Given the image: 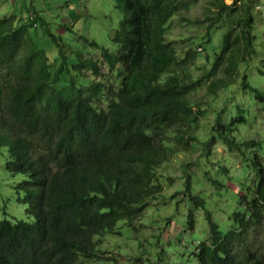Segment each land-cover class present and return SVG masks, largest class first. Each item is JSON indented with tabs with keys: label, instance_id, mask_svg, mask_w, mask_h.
Instances as JSON below:
<instances>
[{
	"label": "trees",
	"instance_id": "obj_1",
	"mask_svg": "<svg viewBox=\"0 0 264 264\" xmlns=\"http://www.w3.org/2000/svg\"><path fill=\"white\" fill-rule=\"evenodd\" d=\"M119 1L122 19L112 40L120 49L110 52L102 46L96 58L80 49L72 58L60 46L48 55L29 31L44 25V18L25 0L6 15L0 12L1 169L18 177L12 187L17 201L34 217L33 222L0 219V264L115 262L116 257H103L97 249L102 237L118 232V221L130 223L142 215L164 189L161 165L196 141L205 108H194L189 94L203 82L208 93H217L255 56L254 1L208 0L200 21L184 17L198 0ZM176 16L207 30L223 27L209 67L196 63L192 38L170 36ZM257 72L264 77V59ZM241 86L264 102V92L251 86L245 74ZM238 110L231 122L215 118L217 137L211 134L207 148L216 138L228 150L235 148L230 134L245 121ZM250 165L256 169V160ZM183 180V189L170 197L183 194L193 205L186 214L188 230L195 225L194 208L203 210L207 224L205 239L192 253L195 263L264 264V254L238 251L250 224L261 217L264 162L247 187L250 198L242 196L244 209L232 213L233 229L224 233L204 199L192 194L188 173ZM211 183L221 185L216 179Z\"/></svg>",
	"mask_w": 264,
	"mask_h": 264
},
{
	"label": "rangeland",
	"instance_id": "obj_2",
	"mask_svg": "<svg viewBox=\"0 0 264 264\" xmlns=\"http://www.w3.org/2000/svg\"><path fill=\"white\" fill-rule=\"evenodd\" d=\"M20 1L0 0L1 15L13 11ZM207 1L198 0L184 17L200 21ZM251 1H254L252 13L255 28L252 32L255 36V56L241 66L233 82L226 83L217 93H208L206 82H203L200 88L189 94L194 108H205L202 109L205 113L199 120L196 141L191 143L188 150H179L168 163L161 165L158 173L164 180V189L160 196L148 203L142 215L130 223L118 221L115 226L118 232L106 233L102 237V244L97 249L103 251V257H116L115 262L81 259L80 264H196L192 253L198 245L197 241L206 237L207 224L203 210L193 209L195 225L190 231L186 214L193 205L183 194L170 197L173 191L183 189L185 172L190 175L192 194H199L204 199L205 208L219 229L223 233L233 229L232 213L244 209L242 196L250 198L247 187L252 185L256 169L264 162V102L255 100L253 93L241 86V74H245L251 86L264 92V77L257 72L264 59V0ZM225 2L230 3L231 0ZM24 4H31L44 18V25L39 24L37 29L29 28V31L38 36V42L48 55H52L58 46L64 51L70 50L72 58L75 49L95 58L99 57L102 46L110 52L120 49V44L112 40L113 33L120 30L122 19L119 0H25ZM254 5L258 7L254 8ZM222 31L223 27L219 26L207 30L205 26L195 23H183L179 16L171 19V37L183 34L192 38L197 47L201 46L202 50L196 47V63L201 67L202 64L209 67L218 51ZM49 33L56 35V41ZM83 38L93 40L97 45L90 46ZM218 75H222L221 71ZM238 108L242 110L245 121L236 124L230 134L234 137L235 148L228 150L219 138L207 148L211 134L217 137L215 118L222 123L231 122L238 115ZM251 140L257 143L241 145ZM253 160H256V169L250 165ZM211 179L218 180L221 185H213ZM17 181L18 177H12L1 169L0 159V219L5 217L12 221L33 222L34 217L27 213V206L17 201V194L12 188ZM261 210L259 221L250 224L244 238L246 244L238 247L240 255L248 250L256 255L264 254V206ZM243 264L250 263L245 260Z\"/></svg>",
	"mask_w": 264,
	"mask_h": 264
},
{
	"label": "built area",
	"instance_id": "obj_3",
	"mask_svg": "<svg viewBox=\"0 0 264 264\" xmlns=\"http://www.w3.org/2000/svg\"><path fill=\"white\" fill-rule=\"evenodd\" d=\"M198 49H199V50H201V48H200V47H199Z\"/></svg>",
	"mask_w": 264,
	"mask_h": 264
},
{
	"label": "clouds",
	"instance_id": "obj_4",
	"mask_svg": "<svg viewBox=\"0 0 264 264\" xmlns=\"http://www.w3.org/2000/svg\"><path fill=\"white\" fill-rule=\"evenodd\" d=\"M199 48V47H198ZM201 48V47H200ZM199 50V49H198ZM201 50H202V48H201ZM204 51V50H203Z\"/></svg>",
	"mask_w": 264,
	"mask_h": 264
}]
</instances>
